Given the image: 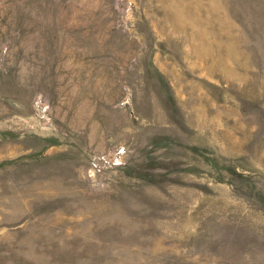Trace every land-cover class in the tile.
<instances>
[{
    "label": "rangeland",
    "instance_id": "obj_1",
    "mask_svg": "<svg viewBox=\"0 0 264 264\" xmlns=\"http://www.w3.org/2000/svg\"><path fill=\"white\" fill-rule=\"evenodd\" d=\"M0 264H264V0H0Z\"/></svg>",
    "mask_w": 264,
    "mask_h": 264
}]
</instances>
